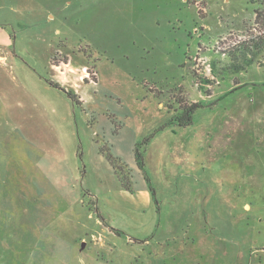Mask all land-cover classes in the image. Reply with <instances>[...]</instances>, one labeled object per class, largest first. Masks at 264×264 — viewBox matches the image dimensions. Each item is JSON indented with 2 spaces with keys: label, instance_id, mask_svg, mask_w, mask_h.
I'll list each match as a JSON object with an SVG mask.
<instances>
[{
  "label": "rangeland",
  "instance_id": "obj_1",
  "mask_svg": "<svg viewBox=\"0 0 264 264\" xmlns=\"http://www.w3.org/2000/svg\"><path fill=\"white\" fill-rule=\"evenodd\" d=\"M257 11L248 0H0V264H264ZM147 139L159 213L135 161Z\"/></svg>",
  "mask_w": 264,
  "mask_h": 264
},
{
  "label": "trees",
  "instance_id": "obj_2",
  "mask_svg": "<svg viewBox=\"0 0 264 264\" xmlns=\"http://www.w3.org/2000/svg\"><path fill=\"white\" fill-rule=\"evenodd\" d=\"M248 1L252 5L258 6V11H257L258 15H260V13H262L264 15V0H248ZM68 95H69L70 99L75 104L81 105L82 102L79 100V98L76 96V94L74 92H68ZM201 106H202V104H195V105H192L189 107H185V106L181 107L183 114L178 119V120H180L181 125H187V126L192 125L193 116L196 113V111L201 108ZM186 120H187V123L185 122ZM148 142H149V139L143 141L142 143L137 144V147L135 149V161H136L138 169L144 175V179H145L147 186H148V191L151 195L152 201L154 202V204L157 207V212L159 213L160 209H159V202L156 199V190L152 186L151 179L147 173V164H146V159L144 156V153H145L144 148L147 146ZM100 153L113 167V169L117 175V178L121 184V187L125 191H127L131 194H134L135 191L132 187V182L127 177L129 175L128 173H130V170H128L129 169L128 166L123 164V161L121 160V158H119L118 156H115L111 152V148H106L105 145H103L100 148Z\"/></svg>",
  "mask_w": 264,
  "mask_h": 264
},
{
  "label": "crops",
  "instance_id": "obj_3",
  "mask_svg": "<svg viewBox=\"0 0 264 264\" xmlns=\"http://www.w3.org/2000/svg\"><path fill=\"white\" fill-rule=\"evenodd\" d=\"M145 194L148 199L151 197L149 192H146Z\"/></svg>",
  "mask_w": 264,
  "mask_h": 264
}]
</instances>
